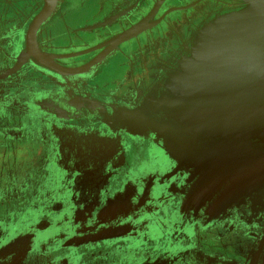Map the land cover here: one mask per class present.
<instances>
[{
  "label": "flooded vegetation",
  "instance_id": "af4514ba",
  "mask_svg": "<svg viewBox=\"0 0 264 264\" xmlns=\"http://www.w3.org/2000/svg\"><path fill=\"white\" fill-rule=\"evenodd\" d=\"M45 5L0 0V264H264L239 145L171 134L165 104L198 31L243 2L54 0L31 50Z\"/></svg>",
  "mask_w": 264,
  "mask_h": 264
},
{
  "label": "water",
  "instance_id": "95a60500",
  "mask_svg": "<svg viewBox=\"0 0 264 264\" xmlns=\"http://www.w3.org/2000/svg\"><path fill=\"white\" fill-rule=\"evenodd\" d=\"M241 1V9L216 17L198 31L191 56L181 61L172 77L173 97L165 104L177 126L171 134L222 141L231 150L239 145L242 189L259 191L264 188V0ZM53 7L54 0H46L31 24L27 38L31 50L37 29ZM147 26L142 21L117 36L114 45ZM172 147L184 148L180 142Z\"/></svg>",
  "mask_w": 264,
  "mask_h": 264
}]
</instances>
